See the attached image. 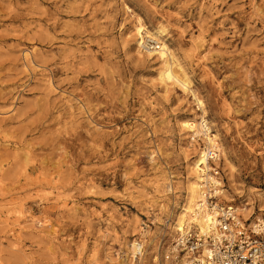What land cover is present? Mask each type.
<instances>
[{
    "label": "rangeland",
    "instance_id": "rangeland-1",
    "mask_svg": "<svg viewBox=\"0 0 264 264\" xmlns=\"http://www.w3.org/2000/svg\"><path fill=\"white\" fill-rule=\"evenodd\" d=\"M138 18L190 90L163 84ZM192 93L224 152L219 205L258 213L264 0H0V264H139L132 240L141 264H179L168 214L206 147L182 128L202 115Z\"/></svg>",
    "mask_w": 264,
    "mask_h": 264
},
{
    "label": "bare ground",
    "instance_id": "bare-ground-1",
    "mask_svg": "<svg viewBox=\"0 0 264 264\" xmlns=\"http://www.w3.org/2000/svg\"><path fill=\"white\" fill-rule=\"evenodd\" d=\"M134 34L137 37L138 47L141 50H144L148 57L157 56L159 59H161L162 67L159 71V77L163 84L166 86L176 85L184 92L190 90V83L186 78V74L182 70L181 66L176 63L173 53L168 46L165 29L158 27L156 30L150 31L138 18L136 19V25L134 27ZM153 41L155 42L154 46H150ZM192 95L196 101L198 109L201 110L202 115H200V118L196 120L183 121L182 128H184L187 132H190V137L193 140L197 137L202 139L206 147L205 149H199L195 146V144H191V146L196 149V159L189 168V173L192 179L185 187L184 202L168 214L169 219H167V222L172 219V223L168 226V240L169 243L173 242L177 244H175L172 249L175 253L179 254L180 250H178V244L183 243V239L186 237V234L193 229L195 233L198 234V236L203 235L204 237L201 238V241L203 240V247L201 251L203 255H205L207 252L205 243L206 237L210 235V233L218 234L216 226L218 223L220 209L216 207L209 208L206 206L203 194L204 191L202 190L203 186L200 183L203 182L202 175L207 174L208 176V172L211 171L207 161L208 150L217 146L218 150L222 152V154H224V152L222 148H220V145L216 142L217 135L211 133V127L204 118L205 109L203 102L196 96L195 93H192ZM168 190H172V186L171 188H168ZM228 200L234 201L235 199L228 198ZM250 204L252 203L248 202L234 207L236 213L239 216L238 222L240 224H243L242 221H250V223H254L256 220H264V200L263 204L258 209V213H256L255 210H251V208L247 207ZM21 229L22 227L19 226L18 229L13 233V236H15L16 240L18 239V237H16V233H18ZM142 229L146 231L144 227H142ZM125 246L127 255L132 253V257L134 258H136V254L140 255L139 264H141L145 254L147 255V253L146 250H144L142 253V246L140 243L138 241L132 240L126 243ZM167 249L168 248L166 244H161L158 248V254ZM188 255L189 253L186 252L185 255L180 258L179 264H188V258H190ZM168 257L169 256L166 255L162 260H160L158 257L157 264H170L167 261Z\"/></svg>",
    "mask_w": 264,
    "mask_h": 264
},
{
    "label": "built area",
    "instance_id": "built-area-1",
    "mask_svg": "<svg viewBox=\"0 0 264 264\" xmlns=\"http://www.w3.org/2000/svg\"><path fill=\"white\" fill-rule=\"evenodd\" d=\"M154 43L153 41L150 46H154ZM207 153L208 165L219 159L217 146ZM210 170L208 176L202 175L201 185L206 206L220 209L216 226L218 234L210 233L206 237L205 255L201 251L203 235L198 236L192 231L186 234L183 243L178 244V250L189 253L188 264H264V220H256L254 223L242 221L243 224H240L234 206L219 205L218 198L222 188L219 170L217 167Z\"/></svg>",
    "mask_w": 264,
    "mask_h": 264
}]
</instances>
